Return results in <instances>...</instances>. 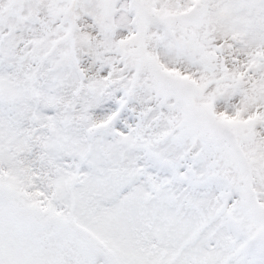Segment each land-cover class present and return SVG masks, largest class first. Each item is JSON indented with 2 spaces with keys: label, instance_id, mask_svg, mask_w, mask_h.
Masks as SVG:
<instances>
[{
  "label": "snow or ice",
  "instance_id": "1",
  "mask_svg": "<svg viewBox=\"0 0 264 264\" xmlns=\"http://www.w3.org/2000/svg\"><path fill=\"white\" fill-rule=\"evenodd\" d=\"M0 264H264V0H0Z\"/></svg>",
  "mask_w": 264,
  "mask_h": 264
}]
</instances>
